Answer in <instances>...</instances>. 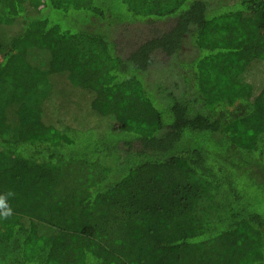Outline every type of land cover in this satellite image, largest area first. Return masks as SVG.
<instances>
[{
	"label": "trees",
	"instance_id": "16d2710c",
	"mask_svg": "<svg viewBox=\"0 0 264 264\" xmlns=\"http://www.w3.org/2000/svg\"><path fill=\"white\" fill-rule=\"evenodd\" d=\"M8 192L0 264H264V0H0Z\"/></svg>",
	"mask_w": 264,
	"mask_h": 264
},
{
	"label": "rangeland",
	"instance_id": "374dc122",
	"mask_svg": "<svg viewBox=\"0 0 264 264\" xmlns=\"http://www.w3.org/2000/svg\"><path fill=\"white\" fill-rule=\"evenodd\" d=\"M144 27L145 26L143 23L118 24L113 28L112 34L114 36L123 35L129 39H133L143 31ZM159 64H156L152 68L150 80L153 82L162 81L165 85L176 91L184 90L180 81L181 80L180 77L174 73L171 67L167 65L161 66Z\"/></svg>",
	"mask_w": 264,
	"mask_h": 264
},
{
	"label": "clouds",
	"instance_id": "9594fccd",
	"mask_svg": "<svg viewBox=\"0 0 264 264\" xmlns=\"http://www.w3.org/2000/svg\"><path fill=\"white\" fill-rule=\"evenodd\" d=\"M12 195L13 193L11 192L0 195V218L7 219L13 214L12 208L7 202L8 198Z\"/></svg>",
	"mask_w": 264,
	"mask_h": 264
}]
</instances>
